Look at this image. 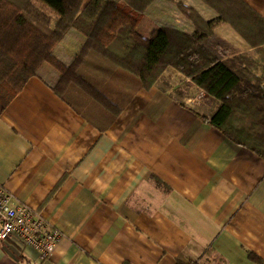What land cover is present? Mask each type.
I'll return each mask as SVG.
<instances>
[{
    "label": "crops",
    "instance_id": "0c3cea01",
    "mask_svg": "<svg viewBox=\"0 0 264 264\" xmlns=\"http://www.w3.org/2000/svg\"><path fill=\"white\" fill-rule=\"evenodd\" d=\"M242 1L264 19V0ZM175 4L218 19L200 0H157L142 31L193 34ZM214 33L264 65L228 24ZM81 41L68 37L56 61L69 64ZM73 74H62L64 98L29 78L0 115V186L63 235L45 260L16 237L0 241V264H256L248 253L264 264V160L202 120L215 99L167 67L147 90L110 84L117 105L128 98L110 120Z\"/></svg>",
    "mask_w": 264,
    "mask_h": 264
},
{
    "label": "trees",
    "instance_id": "16d2710c",
    "mask_svg": "<svg viewBox=\"0 0 264 264\" xmlns=\"http://www.w3.org/2000/svg\"><path fill=\"white\" fill-rule=\"evenodd\" d=\"M155 1L0 0V115L31 77L64 98L62 74L72 70L77 91L93 107L111 109L113 120L128 98L117 105L121 94L110 84L147 90L171 67L218 102L214 114L202 120L264 160V65L214 33L216 23H226L263 53L264 19L242 0H200L218 15L216 22L175 4L193 22V34L171 25L144 33L143 14ZM70 36L82 41L72 61L61 65L55 54ZM53 70L60 72L55 79ZM248 258L262 264L252 253Z\"/></svg>",
    "mask_w": 264,
    "mask_h": 264
},
{
    "label": "built area",
    "instance_id": "2783aa9c",
    "mask_svg": "<svg viewBox=\"0 0 264 264\" xmlns=\"http://www.w3.org/2000/svg\"><path fill=\"white\" fill-rule=\"evenodd\" d=\"M16 237L42 260L54 252L63 235L24 205L11 204V196L0 186V241Z\"/></svg>",
    "mask_w": 264,
    "mask_h": 264
}]
</instances>
